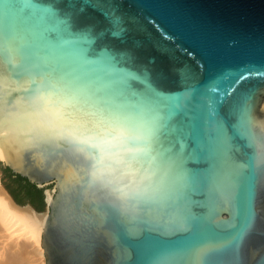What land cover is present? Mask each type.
<instances>
[{
	"label": "water",
	"instance_id": "water-1",
	"mask_svg": "<svg viewBox=\"0 0 264 264\" xmlns=\"http://www.w3.org/2000/svg\"><path fill=\"white\" fill-rule=\"evenodd\" d=\"M0 147L45 264H264V0H0Z\"/></svg>",
	"mask_w": 264,
	"mask_h": 264
},
{
	"label": "bare ground",
	"instance_id": "bare-ground-1",
	"mask_svg": "<svg viewBox=\"0 0 264 264\" xmlns=\"http://www.w3.org/2000/svg\"><path fill=\"white\" fill-rule=\"evenodd\" d=\"M46 193L49 200L52 192ZM46 216L47 211L14 204L0 183V264H45L41 234Z\"/></svg>",
	"mask_w": 264,
	"mask_h": 264
},
{
	"label": "trees",
	"instance_id": "trees-1",
	"mask_svg": "<svg viewBox=\"0 0 264 264\" xmlns=\"http://www.w3.org/2000/svg\"><path fill=\"white\" fill-rule=\"evenodd\" d=\"M1 181L18 205L30 204L37 212L44 211V189L36 188L25 178L11 173L7 167L2 168Z\"/></svg>",
	"mask_w": 264,
	"mask_h": 264
},
{
	"label": "rangeland",
	"instance_id": "rangeland-1",
	"mask_svg": "<svg viewBox=\"0 0 264 264\" xmlns=\"http://www.w3.org/2000/svg\"><path fill=\"white\" fill-rule=\"evenodd\" d=\"M2 168H3V166L0 165V169H1V171H2ZM1 184H2V182H1ZM44 188L46 189V191H49V192H52V190H53L52 185H47V186L44 187ZM44 211H45V210H44Z\"/></svg>",
	"mask_w": 264,
	"mask_h": 264
}]
</instances>
